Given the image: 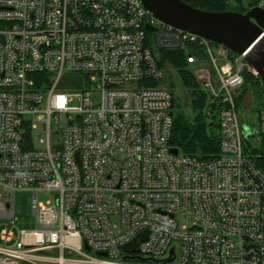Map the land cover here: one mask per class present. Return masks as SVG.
<instances>
[{"label":"built area","instance_id":"built-area-1","mask_svg":"<svg viewBox=\"0 0 264 264\" xmlns=\"http://www.w3.org/2000/svg\"><path fill=\"white\" fill-rule=\"evenodd\" d=\"M162 51L184 55L217 110V156L172 152ZM247 73L142 0H0V218L15 223L18 189L36 216L16 241L2 231L0 264H264V170L237 106Z\"/></svg>","mask_w":264,"mask_h":264},{"label":"trees","instance_id":"trees-1","mask_svg":"<svg viewBox=\"0 0 264 264\" xmlns=\"http://www.w3.org/2000/svg\"><path fill=\"white\" fill-rule=\"evenodd\" d=\"M186 3L209 11L235 10L245 12L246 7L240 5L242 0H183ZM161 65L170 64L180 75L185 87V93L191 105V116L186 115L182 109L180 97L174 96L173 112L174 124L171 137V145L180 148L183 152L198 158H211L220 153V134L217 110L207 113V95L200 88L199 83L192 76L187 67L186 59L180 52H161ZM252 74L246 75V81L242 92L237 99V106L245 97L249 77L254 80ZM258 78V77H257ZM251 83V82H250ZM247 141H252L247 139ZM260 145L253 146V154L256 156L257 164L264 170V136L261 134ZM253 145V143H252Z\"/></svg>","mask_w":264,"mask_h":264},{"label":"water","instance_id":"water-1","mask_svg":"<svg viewBox=\"0 0 264 264\" xmlns=\"http://www.w3.org/2000/svg\"><path fill=\"white\" fill-rule=\"evenodd\" d=\"M159 19L221 43L258 72L264 84V8L253 7L246 13L235 10L209 11L194 7L183 0H142ZM247 139L254 133H245ZM173 153L178 148L171 149ZM136 241L124 247L136 248Z\"/></svg>","mask_w":264,"mask_h":264},{"label":"rangeland","instance_id":"rangeland-1","mask_svg":"<svg viewBox=\"0 0 264 264\" xmlns=\"http://www.w3.org/2000/svg\"><path fill=\"white\" fill-rule=\"evenodd\" d=\"M250 0H242L241 4L244 7L250 5ZM168 82L174 89V95L181 98L182 109L186 115L191 116V105L185 93V87L180 75L173 70H170ZM250 73H247V75ZM252 76V75H251ZM252 80L249 77L247 82V92L243 101L240 103L239 114L243 125L252 129L255 137L252 141H246L247 149L253 153V146L260 145L261 134L264 136V84L258 75ZM258 77V78H257ZM251 82V83H250ZM73 103L76 104L77 100L74 99ZM253 143V145H252ZM38 197L41 201L45 202L48 199V194L40 192ZM15 223L8 226V220L0 218V244H6L1 238V233L5 229L13 232V240L19 239L21 230H32L36 227V216L32 211V192L29 190L18 189L15 191Z\"/></svg>","mask_w":264,"mask_h":264},{"label":"flooded vegetation","instance_id":"flooded-vegetation-1","mask_svg":"<svg viewBox=\"0 0 264 264\" xmlns=\"http://www.w3.org/2000/svg\"><path fill=\"white\" fill-rule=\"evenodd\" d=\"M247 8V7H246ZM249 9H247L245 12H243V13H246L247 11H248ZM244 129H245V131H248V132H252V129L251 128H249V127H247V126H245L244 127ZM247 132V133H248ZM255 134V133H254ZM256 135V134H255Z\"/></svg>","mask_w":264,"mask_h":264}]
</instances>
